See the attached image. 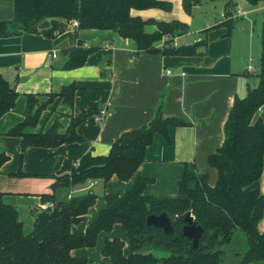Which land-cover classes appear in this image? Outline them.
<instances>
[{
	"label": "trees",
	"instance_id": "16d2710c",
	"mask_svg": "<svg viewBox=\"0 0 264 264\" xmlns=\"http://www.w3.org/2000/svg\"><path fill=\"white\" fill-rule=\"evenodd\" d=\"M202 0H181L184 12ZM213 1V0H211ZM257 4L264 0H246ZM232 5V0H225ZM13 18L0 20V37L20 35L25 32L40 33L46 37L67 30L71 20L78 22V29H110L123 38L134 41L136 52H162L171 55H193L203 52L206 38L190 44L171 45V39L181 33L185 25L178 20L158 21L133 15L132 10L159 8L170 10L166 0H12ZM154 25L151 32L145 25ZM230 32L234 20L220 23ZM76 28V29H77ZM203 30L202 32H205ZM163 40L162 46L156 44ZM260 67L257 84L247 85L244 97H236L224 124V140L207 158L208 166L217 173L214 185L208 184V175L197 172L193 164L185 163L178 193L174 197L146 195L144 187L148 178L138 177L134 185L124 193L104 194V205L96 219L84 231L76 232L74 224L80 222L95 203L96 194L91 190L58 200L56 191L72 190L88 180L107 182L115 175L128 180L145 159V149L158 132L167 140L168 129L186 123L162 117L158 112L147 124L126 130L116 138L107 154H83L77 161L64 160L60 173L51 184V193L40 194L42 201L53 200L52 210H32L31 228L23 229L18 210L4 199L0 192V264H88L85 257L73 256L71 250L93 247L100 232L108 233L114 224H121L129 242V253H123V241L118 237L105 238L102 254L111 264H221L222 246L231 241L235 231L243 233L246 249L238 264H264V230L257 224L264 215V195L260 191V176L264 158V121H252L255 112L264 104V20L260 29ZM97 46L81 45L65 50L63 69L84 65ZM201 49L198 51V49ZM76 86L64 84L58 92L45 95L56 97V103L73 104ZM18 92L0 73V117L14 107ZM40 94L28 93L21 121L4 134L20 138L23 151L28 146L56 147L63 143L82 141L76 127L88 116L97 112L91 104L76 116H70L63 132L60 123L54 122L46 130L34 131L45 105L38 102ZM0 150V167L8 160ZM21 173L17 171L13 175ZM167 213L173 232L166 234L159 227L147 224L149 215ZM190 212L197 225L203 229L197 247L182 235L184 216ZM169 249L172 253L158 258L151 252L140 253L145 247Z\"/></svg>",
	"mask_w": 264,
	"mask_h": 264
},
{
	"label": "crops",
	"instance_id": "0c3cea01",
	"mask_svg": "<svg viewBox=\"0 0 264 264\" xmlns=\"http://www.w3.org/2000/svg\"><path fill=\"white\" fill-rule=\"evenodd\" d=\"M166 1L172 4L170 10L148 8L132 10V14L143 19L182 22L185 26L171 41V45L190 44L206 38L207 44L203 52L193 55H171L159 51L136 52L132 39L123 38L110 29H67L54 37L29 32L0 37V73L18 92L14 107L0 117V150L5 154L10 144L15 149H20V138L4 133L22 120L25 95L28 93L45 95L58 92L64 84L71 82L76 86L72 106L59 104L57 111L52 114L46 108L34 131L46 130L60 114L59 131L63 132L70 116L78 115L91 104H95L97 110L76 127L82 141L63 143L51 148L26 147V152L34 155L32 165L25 167L26 173L48 178V189L41 192L13 187L10 185L13 181L10 178L5 179L7 185L0 183V192L4 193L5 201L18 210L22 223L24 221L17 204L23 205L26 202L23 206L31 214L32 210H39L41 203L53 201H42L40 194L51 193L55 177L63 174L59 171L64 160L77 161L87 152L93 155L107 154L113 141L122 132L147 125L158 112L164 118L173 117L186 124L170 127L169 140L158 132L154 133L152 142L145 149V159L134 174L126 181L113 175L103 184V194L124 193L134 185L138 177H144L150 179L144 187L146 195L174 197L178 193V181L183 175L185 163L193 164L198 173L207 174L208 184L214 185L217 173L208 166L207 158L224 140V124L234 99L245 96L247 85L257 84L261 52L260 29L264 16L260 19L257 34L253 27L249 30L246 25L243 29L244 23L238 21L243 15H236L235 12L236 8L243 11V0H232L230 6L223 0L224 8L220 19L206 20L195 39L179 43L176 39L189 33L186 30L189 15L184 12L181 0ZM247 5L253 7L248 12L264 10L263 2H258L256 7ZM12 18V0H0V20ZM227 19L234 20L228 33L225 26L219 25ZM151 26L155 29L154 25ZM203 30L206 31L202 32ZM162 44L163 40L156 46L160 47ZM78 45L98 48L87 57L84 65L63 69L65 50ZM200 50L199 48L198 51ZM248 64L252 66L251 71L247 69ZM102 110V120L95 122V116ZM258 118L264 121V104L255 112L252 121ZM7 161L0 167V182L6 178L2 175ZM15 172L17 171L13 170L7 174L13 175ZM99 181L95 180L91 185L86 182L74 186L71 194L89 189L94 192ZM119 187L122 189H115ZM260 191L264 195V158ZM69 192L66 189L57 190L56 198L64 199ZM103 205L104 199L97 214ZM86 214L72 226L74 231H84L97 217L96 215L80 224ZM116 225L121 224H114L112 230ZM257 229L260 232L264 230V215L259 220ZM111 232L100 233L105 234V238L112 239L114 235ZM150 250V247H145L139 252L144 254L151 252ZM123 253H129V246L123 248ZM71 254L85 257L88 264H96L91 261V253L87 247L72 249Z\"/></svg>",
	"mask_w": 264,
	"mask_h": 264
},
{
	"label": "rangeland",
	"instance_id": "374dc122",
	"mask_svg": "<svg viewBox=\"0 0 264 264\" xmlns=\"http://www.w3.org/2000/svg\"><path fill=\"white\" fill-rule=\"evenodd\" d=\"M241 4V8L243 9V16L238 19V21H242L244 23L243 29H245L246 25L249 27V30L253 27L254 32L256 34L258 33L259 30V25H260V19L262 16H264V10L260 11H252L248 12L251 10L253 7L249 6L247 2H244ZM254 5L255 7L258 6L257 4H251ZM224 8V3L223 0H203L200 2V4L196 5L192 9V15H189L188 17V22L186 26V30L189 32L188 35L184 34V36H179L176 41L179 43H185L187 41H192L193 39L196 38L198 30L201 29V25L205 23L206 20L208 19H220L222 17V12ZM245 10V11H244ZM175 10H173L174 12ZM247 12V15H246ZM145 30L150 32L153 31V26L150 24L145 25ZM244 31V30H243ZM176 35L170 37L166 36L164 37L165 39H171L173 41L174 37ZM258 51H257V56L259 53V46H258ZM256 49V50H257ZM256 60V59H255ZM56 97H49L48 95H42L41 97H38V102L42 103L45 105V109H49V113L52 114L57 111L58 104L56 103ZM44 109V110H45ZM43 110V111H44ZM42 111V112H43ZM41 112V113H42ZM41 116V114H40ZM60 114L56 116L54 122L60 123L58 121ZM40 119V117H39ZM7 155L9 156L8 161L4 165L3 173L4 181L0 182L1 185H7L8 182L5 179H12L13 181L10 183L11 186L13 187H22L25 188L28 191H45V189H48L49 182L48 178L42 176V175H28L26 173V168L25 167H30L32 165L33 157L34 155L30 154L29 152H26V148L21 151L20 149H15L12 144L9 145L8 152H6ZM20 171L21 173H18L17 175H9L7 174L9 171ZM104 182L99 181L97 187L94 188V192L97 196V199L95 203L90 207L88 213L86 214L84 220L80 224H84L86 221L95 218L97 215V211L100 207L101 201L103 200V193H104V187H103ZM115 189H122V187L115 188ZM107 191V189H106ZM25 202V201H24ZM23 202V203H24ZM26 204V202L24 203ZM23 204V205H24ZM19 212L22 216L23 222V229L25 232H28L29 229L31 228V214L29 210H27V207H24L22 204H17ZM79 224V225H80ZM112 232L110 234H113L114 236L112 237H118L120 240L123 241V248H127L129 246L128 238L126 235L125 229L121 225H116ZM109 234V235H110ZM105 234L100 233L99 236L96 238V243L93 247H87L89 248V252L91 253L89 257H91V261H94L96 264H109V259L102 254V246L104 244V238ZM108 236V235H107ZM151 248V253L158 257H166L170 255L172 252L169 249L165 248H159V247H150ZM246 249V241L244 238V235L240 231H235L232 239L229 243L224 244L222 246V261L221 264H238L242 253ZM106 260V261H105ZM254 264H260V263H254Z\"/></svg>",
	"mask_w": 264,
	"mask_h": 264
},
{
	"label": "water",
	"instance_id": "95a60500",
	"mask_svg": "<svg viewBox=\"0 0 264 264\" xmlns=\"http://www.w3.org/2000/svg\"><path fill=\"white\" fill-rule=\"evenodd\" d=\"M185 224L182 227V235L192 240L193 247H197L198 240L202 235L203 229L197 225L190 212H186L184 216ZM147 224L159 227L164 233L170 234L173 232L170 217L163 212L159 215H149L146 220Z\"/></svg>",
	"mask_w": 264,
	"mask_h": 264
},
{
	"label": "built area",
	"instance_id": "2783aa9c",
	"mask_svg": "<svg viewBox=\"0 0 264 264\" xmlns=\"http://www.w3.org/2000/svg\"><path fill=\"white\" fill-rule=\"evenodd\" d=\"M235 12H236V15H243L244 14V12L240 8H236ZM77 26H78V22L76 20H71L68 23V28L67 29H75V28H77ZM53 56H54V54H53ZM247 69L249 71L252 70L251 64H248ZM167 72L169 73V71H167ZM103 114H104V110H102L99 115L95 116V118H94L95 122H100L102 120ZM74 164L77 165L78 161H76ZM87 182H88L89 185H91V184H93L95 182V180H88ZM71 192H72V190H70V192H69V194L67 196L68 198L72 195ZM54 205L55 204H54L53 201L41 203L39 205V210H52L54 208Z\"/></svg>",
	"mask_w": 264,
	"mask_h": 264
}]
</instances>
